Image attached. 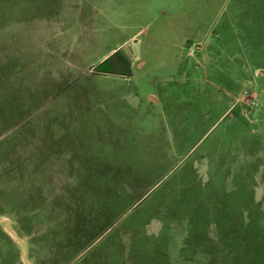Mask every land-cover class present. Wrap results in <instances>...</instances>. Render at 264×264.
Instances as JSON below:
<instances>
[{
    "label": "rangeland",
    "instance_id": "rangeland-1",
    "mask_svg": "<svg viewBox=\"0 0 264 264\" xmlns=\"http://www.w3.org/2000/svg\"><path fill=\"white\" fill-rule=\"evenodd\" d=\"M246 187L264 0H0V264H256Z\"/></svg>",
    "mask_w": 264,
    "mask_h": 264
},
{
    "label": "trees",
    "instance_id": "trees-1",
    "mask_svg": "<svg viewBox=\"0 0 264 264\" xmlns=\"http://www.w3.org/2000/svg\"><path fill=\"white\" fill-rule=\"evenodd\" d=\"M252 172V171H251ZM249 175V173H248ZM234 180H232L235 184H240L241 182L237 181V177L233 175ZM241 187V184H240ZM139 188V187H135ZM247 188V187H246ZM251 188V187H250ZM222 194H220V200L217 201V206H220L219 211H216V213H222L223 216L224 214H228L231 216V213L237 211V210H245L247 215L245 216V222L241 227H239V231H235L231 233V236H229V233H225L222 236L224 237H229L230 240L233 239L234 241H237V245L233 243V249L236 250L237 253H254L256 256L261 258V260H264V196L261 198L257 199L255 196V193L252 189L249 190L247 188L245 193L240 194L236 198H233L232 201H234V207L227 209L225 208V194L224 191H221ZM220 193V192H219ZM248 208H252V212H248ZM229 210V211H228ZM240 211V212H241ZM228 215H226L228 217ZM222 218V216H219ZM219 220V219H218ZM222 224L219 222V229L225 228L223 226L227 221L225 220H220ZM217 223V222H216ZM229 223V221L227 222ZM227 223L225 224L226 227ZM242 224V223H241ZM220 233V232H219ZM217 236H221L219 234ZM243 250H245L243 252ZM257 259L256 264H259V260Z\"/></svg>",
    "mask_w": 264,
    "mask_h": 264
},
{
    "label": "built area",
    "instance_id": "built-area-1",
    "mask_svg": "<svg viewBox=\"0 0 264 264\" xmlns=\"http://www.w3.org/2000/svg\"><path fill=\"white\" fill-rule=\"evenodd\" d=\"M190 53H193V49L190 50ZM257 93H249L248 91H244V95L241 97V100H244L249 105H257L259 104L258 99L256 98Z\"/></svg>",
    "mask_w": 264,
    "mask_h": 264
},
{
    "label": "crops",
    "instance_id": "crops-1",
    "mask_svg": "<svg viewBox=\"0 0 264 264\" xmlns=\"http://www.w3.org/2000/svg\"><path fill=\"white\" fill-rule=\"evenodd\" d=\"M240 100H241V99H240ZM232 107H234L233 109L238 108L237 105L234 106V104L232 103V104H230V105L228 106V108L226 109V111H227L228 109L232 108ZM226 111H225V112H226ZM225 112H224V113H225Z\"/></svg>",
    "mask_w": 264,
    "mask_h": 264
}]
</instances>
